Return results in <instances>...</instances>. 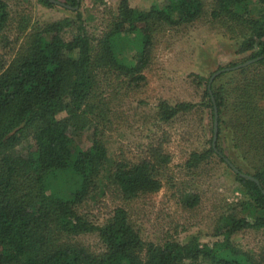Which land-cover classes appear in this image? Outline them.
Listing matches in <instances>:
<instances>
[{
	"label": "trees",
	"instance_id": "obj_1",
	"mask_svg": "<svg viewBox=\"0 0 264 264\" xmlns=\"http://www.w3.org/2000/svg\"><path fill=\"white\" fill-rule=\"evenodd\" d=\"M60 1L79 9L77 0ZM129 2L120 0L110 25L94 39L78 9L71 10L75 19L30 26L0 0V264H258L232 237L264 228V0H163L144 9ZM201 21L235 41L238 53L250 52L242 64L261 59L210 84L196 76L205 85L203 102L161 101V119L200 106L210 111L214 125L215 104V147L212 137L210 148L191 153L185 167L194 171L211 156L226 164V158L259 185L233 173L244 196L220 216L215 230L220 240L192 237L186 244L147 246L128 207L162 188L171 162L168 135L157 131L136 162L111 161L103 136L114 125V107L145 84L154 35ZM88 129L91 145L78 148L75 137ZM99 197L118 204L102 224L80 212ZM192 199L189 207L199 203L198 196ZM83 234H97L102 251L74 241Z\"/></svg>",
	"mask_w": 264,
	"mask_h": 264
},
{
	"label": "rangeland",
	"instance_id": "obj_2",
	"mask_svg": "<svg viewBox=\"0 0 264 264\" xmlns=\"http://www.w3.org/2000/svg\"><path fill=\"white\" fill-rule=\"evenodd\" d=\"M205 1L207 4L211 2ZM6 2L13 13L26 16L30 26L64 18L75 19L73 11L59 6L45 7L38 0ZM119 2L80 0L78 11L92 38H99L107 29ZM129 3L133 8L144 9L153 3L162 4L163 0H130ZM9 36L11 40L16 38L14 34ZM249 55L250 52L238 53L235 41H230L218 28L203 21L186 27H164L154 35L151 64L144 73L145 84L137 93L123 99L121 106L114 107V125L103 136L111 161L136 162L157 131L168 135L169 143L165 150L171 162L162 188L157 193L140 196L128 207L131 222L143 244H186L192 237L202 243L221 239L215 236L220 216L230 213L244 196L235 181L234 172L216 156H211L194 171L185 167L191 153L205 152L211 146V113L198 106L165 121L161 119L158 105L161 101L170 106L177 103L200 105L205 85H199L196 76L210 79L219 70L231 69L233 64L241 65ZM91 138L92 129H88L75 137V143L78 148L87 149ZM27 147L29 144L26 143L18 150L25 152ZM194 195L199 197V203L189 207L187 201L192 202ZM117 205L107 197H99L97 201L83 204L80 212L102 224ZM74 241L92 252L102 251L97 234H83L75 237ZM232 243L256 263L264 264V228L241 231L232 237ZM145 255L142 250L141 256ZM181 264L208 263L185 261Z\"/></svg>",
	"mask_w": 264,
	"mask_h": 264
},
{
	"label": "water",
	"instance_id": "obj_3",
	"mask_svg": "<svg viewBox=\"0 0 264 264\" xmlns=\"http://www.w3.org/2000/svg\"><path fill=\"white\" fill-rule=\"evenodd\" d=\"M48 2H50L51 4H54L56 6H59V7H62V8H65V9H68V10H77L78 9V6L76 7H70L66 4H64L63 2H60V1H57V0H47ZM80 0H77V3L79 4ZM261 59V57L259 58H256V59H252V60H249L241 65H238L236 67H233L231 69H222V70H219L217 72H215L211 78L209 79V84L213 81V79L224 73V72H229L231 70H236V69H240V68H243V67H246V66H249L253 63H256L257 61H259ZM213 104H214V101H213ZM217 119H218V114H217V109H216V106L214 104V125H213V140H212V145H213V148L215 147V142H216V136H217ZM224 161L226 162V164L231 168V170L235 173V174H238L240 177H243V178H247L253 182H255L257 185H259V182L257 180H255L254 178L250 177V176H247V175H244L242 173L239 172V170L230 163V161H228L226 158L224 159Z\"/></svg>",
	"mask_w": 264,
	"mask_h": 264
}]
</instances>
